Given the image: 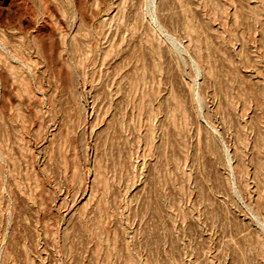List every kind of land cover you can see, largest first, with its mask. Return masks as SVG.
Listing matches in <instances>:
<instances>
[{
  "label": "rangeland",
  "instance_id": "obj_1",
  "mask_svg": "<svg viewBox=\"0 0 264 264\" xmlns=\"http://www.w3.org/2000/svg\"><path fill=\"white\" fill-rule=\"evenodd\" d=\"M0 264H264V0H0Z\"/></svg>",
  "mask_w": 264,
  "mask_h": 264
}]
</instances>
